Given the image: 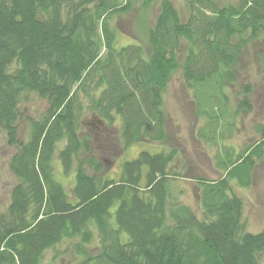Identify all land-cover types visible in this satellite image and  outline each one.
Instances as JSON below:
<instances>
[{
	"label": "trees",
	"instance_id": "trees-1",
	"mask_svg": "<svg viewBox=\"0 0 264 264\" xmlns=\"http://www.w3.org/2000/svg\"><path fill=\"white\" fill-rule=\"evenodd\" d=\"M134 3L142 30L146 11L158 6L147 45H118L112 20ZM188 3L182 22L171 0H0V129L15 147L9 167L17 178L0 213V264H41L62 241L72 264H260L264 224L239 235L243 203L232 181L250 185L264 126L252 145L223 147L220 177H197L201 216L171 198L169 178L182 176L174 147L140 151L121 162L117 177H102L101 158L85 156L93 174L79 165L69 192L56 178V152L67 174L74 154L90 151L86 113L106 125L119 119L125 148L141 137L163 139L164 89L179 67L215 135L223 97L199 96L198 88L213 83L219 91L234 78L241 48L264 33V0ZM32 93L47 102L38 117L23 107ZM238 104L248 105L247 98ZM23 118L25 140L17 136Z\"/></svg>",
	"mask_w": 264,
	"mask_h": 264
},
{
	"label": "rangeland",
	"instance_id": "rangeland-1",
	"mask_svg": "<svg viewBox=\"0 0 264 264\" xmlns=\"http://www.w3.org/2000/svg\"><path fill=\"white\" fill-rule=\"evenodd\" d=\"M171 1L177 8L180 21H187L190 15L188 0ZM214 1L218 5H226L235 4L238 0ZM157 11V5L146 11L144 30L139 27L138 22L139 15L142 14L140 3H134L128 13L114 18L112 23L116 28L118 45L135 41H142L147 45L146 30L152 26ZM140 26L142 27L141 24ZM14 66L11 65L9 71ZM231 70L234 78L225 80L219 91L214 89L216 84L213 83L198 88L199 96L206 93L223 97V100L218 98L224 112L216 119L218 122L214 136L212 131H209L210 120L200 113L195 89L187 86L179 67L172 72L164 89L166 135L163 139L141 137L125 148L121 141L119 119H116L113 125H106L86 113L83 116L86 126L83 128V135L90 134V151L85 153L79 149L73 156L71 170L67 174L61 170L56 152V178L69 192L74 185L79 165L84 172L93 174L83 163L82 158L85 156L92 154L101 158L102 177H117L121 162L136 157L140 151L154 153L174 147L178 154L173 165L182 176L169 178L171 198L190 205L196 214L201 216L197 177L216 179L222 175V170L217 164V155L223 147L231 146L237 150L260 140V128L264 126V33L243 45ZM246 85V88L250 89L248 93L245 92ZM243 97L247 98L248 105L239 107L238 102ZM46 105L45 99L32 93L23 107L28 115L38 117ZM19 124L17 136L25 140L29 131L28 120L23 118ZM62 146V143L58 144V148ZM14 151L15 147L7 143L5 130L0 129V213L6 212L11 189L17 181L9 167V160ZM232 191L243 203L239 235L245 232H259L264 224V146L262 156L255 161L250 185L242 187L232 181ZM91 249L97 250V245L93 243ZM258 260L260 264H264V254L259 255ZM74 261L75 258L67 248V241H62L44 252L41 264H72Z\"/></svg>",
	"mask_w": 264,
	"mask_h": 264
}]
</instances>
